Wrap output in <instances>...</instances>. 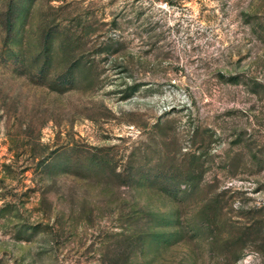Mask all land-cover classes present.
Returning a JSON list of instances; mask_svg holds the SVG:
<instances>
[{
    "label": "rangeland",
    "instance_id": "1",
    "mask_svg": "<svg viewBox=\"0 0 264 264\" xmlns=\"http://www.w3.org/2000/svg\"><path fill=\"white\" fill-rule=\"evenodd\" d=\"M0 264H264V0H0Z\"/></svg>",
    "mask_w": 264,
    "mask_h": 264
}]
</instances>
